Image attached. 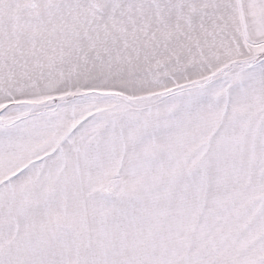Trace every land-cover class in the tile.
<instances>
[{
  "label": "snow or ice",
  "instance_id": "obj_1",
  "mask_svg": "<svg viewBox=\"0 0 264 264\" xmlns=\"http://www.w3.org/2000/svg\"><path fill=\"white\" fill-rule=\"evenodd\" d=\"M0 264H264V0H0Z\"/></svg>",
  "mask_w": 264,
  "mask_h": 264
}]
</instances>
